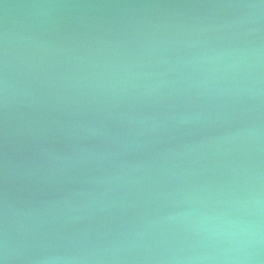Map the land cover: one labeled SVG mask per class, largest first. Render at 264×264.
<instances>
[{
	"label": "water",
	"instance_id": "water-1",
	"mask_svg": "<svg viewBox=\"0 0 264 264\" xmlns=\"http://www.w3.org/2000/svg\"><path fill=\"white\" fill-rule=\"evenodd\" d=\"M2 264H264V0H0Z\"/></svg>",
	"mask_w": 264,
	"mask_h": 264
},
{
	"label": "clouds",
	"instance_id": "clouds-1",
	"mask_svg": "<svg viewBox=\"0 0 264 264\" xmlns=\"http://www.w3.org/2000/svg\"><path fill=\"white\" fill-rule=\"evenodd\" d=\"M0 264H2V262H0Z\"/></svg>",
	"mask_w": 264,
	"mask_h": 264
}]
</instances>
